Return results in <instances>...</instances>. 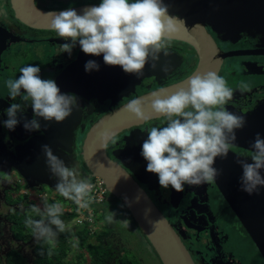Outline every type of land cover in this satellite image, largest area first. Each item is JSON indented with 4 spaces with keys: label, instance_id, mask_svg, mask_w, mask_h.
<instances>
[{
    "label": "flooded vegetation",
    "instance_id": "flooded-vegetation-1",
    "mask_svg": "<svg viewBox=\"0 0 264 264\" xmlns=\"http://www.w3.org/2000/svg\"><path fill=\"white\" fill-rule=\"evenodd\" d=\"M34 2L47 12L99 4L101 0ZM164 3L194 14L211 34L223 54L219 57L220 68L216 73L234 90L233 98L225 108L234 114L243 115L247 123L243 129L236 130L237 138L232 143L227 157L216 159L214 167L220 171V175L212 182L198 186L186 184L182 192H176L171 187H160L158 176L146 171L147 161L141 155L142 144L147 139V129L152 126H164V117L146 119L143 123L116 134L107 143V154L124 166L150 195L180 234L195 264H264L260 249L217 183L222 175L225 182H240L242 167L236 163L237 159H247V162L251 163V144L256 134L259 133L261 138H264V0H164ZM65 42L71 41L59 38L50 26H32L19 17L16 0H0L2 257L12 248L20 249L27 256L23 243L31 238L30 230L24 229L23 236H19L17 232L21 218L27 219L26 215L40 219L32 212L30 199L34 196L41 198L50 192L55 193L57 198L67 200L55 191L57 179L52 176L46 163L42 150L44 145L50 148L53 146V154L64 161L66 166L74 167L79 173L78 179L91 180L94 175L84 162L82 144L92 123L106 112L137 96L186 79L197 71L202 60V54L196 46L175 38L166 41L167 55L161 52L158 60L149 59L143 72L151 70L150 75L127 74L120 66L106 65L102 55H87L90 56L89 60L96 61L99 70L108 71L97 80L77 83L75 89L65 85L58 86L61 93L78 97L79 107L73 108L68 118L59 123L37 118L41 129L27 131L23 127L24 120L26 118L30 121L33 118L32 108L28 106L22 116L18 113L20 122L14 130L4 127L3 121L8 119L5 110L11 103L19 102V98L12 101L9 97L6 81L18 78L20 69L32 64L40 67L42 79H53L57 83L62 71L85 54L78 42L71 55L62 53L60 45ZM242 85H246L243 91ZM76 119L78 124L72 127ZM58 128H62L64 132L71 129L72 135L66 134L67 137L63 138L60 137L62 132L52 133ZM48 133L56 140H63L62 144L49 139L50 145L46 139ZM64 147L69 152L68 156L61 155ZM116 150L121 151V159L115 156ZM30 181L35 184L33 188L38 189L36 194L29 190ZM45 187L51 190L43 192Z\"/></svg>",
    "mask_w": 264,
    "mask_h": 264
},
{
    "label": "clouds",
    "instance_id": "clouds-1",
    "mask_svg": "<svg viewBox=\"0 0 264 264\" xmlns=\"http://www.w3.org/2000/svg\"><path fill=\"white\" fill-rule=\"evenodd\" d=\"M50 17V29L65 42L60 45L61 52L71 55L79 43L86 55L103 56L108 66H120L127 74L142 75L149 59L158 60L159 54L167 55L166 41L172 34L184 28L185 20L171 15L164 0H101L78 14L73 8L42 13ZM155 67V64L152 65ZM99 70L96 61L89 60L85 71ZM166 70V69H165ZM39 66L32 64L22 67L20 75L8 79L6 87L13 102L5 112L8 117L4 127L14 130L30 106L33 118H25L23 127L27 131H39L44 121L63 122L78 108V97L61 93L53 79H42ZM246 85L241 86V91ZM234 90L227 81L215 72L197 74L171 95L165 89L152 94L150 108L157 117H164V126L147 129V139L142 144V157L147 161L146 171L158 176L160 187H171L182 192L184 186H198L212 182L220 171L214 167L218 157L228 155L236 140V130L243 129L247 123L243 115L226 110L225 105L233 98ZM145 101L142 97L130 100L124 111L137 120H145ZM109 133L102 136L103 142ZM46 163L57 179L55 191L80 207H86L85 198L93 185L89 178L78 179V171L66 166L64 161L53 154L48 145L42 148ZM251 163L247 159H237L242 167L240 177L241 191L249 195L264 187V138L257 133L251 144ZM32 211L40 217L25 221L37 240L55 239L65 230L60 218L63 208L60 203H48L43 207L32 206ZM115 213L110 212L111 222ZM127 224V221H123Z\"/></svg>",
    "mask_w": 264,
    "mask_h": 264
},
{
    "label": "water",
    "instance_id": "water-1",
    "mask_svg": "<svg viewBox=\"0 0 264 264\" xmlns=\"http://www.w3.org/2000/svg\"><path fill=\"white\" fill-rule=\"evenodd\" d=\"M93 5L98 6L99 4L79 5L70 8L75 9L78 14H82L85 8ZM16 9L19 17L26 20L32 26H50V17L42 14L50 11L46 12L40 9L34 0H16ZM169 12L171 15H177L184 19L186 23L184 28L172 34L170 38L181 39L192 43L201 52L202 60L197 71L186 79L171 86L149 91L135 97H142L145 101L144 110L146 119L157 117L150 108L152 94L154 92L165 89L171 95L177 89L183 87L194 75L205 74L207 72L216 73L220 68L221 60L219 57L223 56L213 37L205 28L204 24L199 21L197 16L183 11L182 8L178 7L169 6ZM89 58L90 56L84 54L77 61L70 63L57 78V85H65L75 89L76 84L79 82H88L101 78L108 70L85 71V64ZM150 71H144L141 76L150 75ZM128 82L129 80H127ZM129 101L106 112L89 127L82 144L84 162L94 176L103 178L109 192L121 198L124 205L130 211L134 221L155 249L162 264H195L180 234L155 204L150 195L147 194L144 188L124 166L113 160L107 154V143L113 136L126 128L141 124L146 120H137L133 115L124 111V106ZM77 124L78 119L74 121L72 127H76ZM57 132H62L60 137L63 138L67 137L66 134L72 135L71 129L66 132L62 131V128L52 131L54 134ZM105 133H109L110 135L107 141L103 142L105 146H102V136ZM46 136L50 145L51 142L49 139L56 140L49 133ZM60 140H56L57 144H62L63 140ZM52 147L51 149L53 150ZM62 150L64 152L61 155L68 156L69 152L65 147ZM114 154L118 159H121V151L116 150ZM261 174L264 175L263 170ZM217 183L226 200L236 212L242 225L251 235L264 256V187H260L257 193L249 195L240 190V182H225L223 175L218 178ZM30 186L33 187L35 184L30 181Z\"/></svg>",
    "mask_w": 264,
    "mask_h": 264
},
{
    "label": "rangeland",
    "instance_id": "rangeland-1",
    "mask_svg": "<svg viewBox=\"0 0 264 264\" xmlns=\"http://www.w3.org/2000/svg\"><path fill=\"white\" fill-rule=\"evenodd\" d=\"M92 179H95L94 177ZM25 187V185H23ZM29 190L33 191V193H37V188L30 187ZM50 188H44L42 191H50ZM92 195V192L89 193ZM31 197V196H30ZM107 199L104 202L92 200L91 202V209L95 210L93 212V219L88 222V225L91 229L90 235L87 239V243L90 242H97L98 235L101 232H106L104 237L108 242V247H115L118 251V255H123L132 260L133 264H162L158 254L156 253L155 249L148 241L144 233L138 228V225L135 224L134 220L132 219V215L124 206L121 199L118 196L108 192L106 194ZM88 197H86L87 199ZM58 202H56L57 200ZM60 203L63 208L70 207L69 203L71 200H66L65 203L64 199L57 198L55 193L47 192L46 195L38 198L36 196L33 199L29 200V204L32 206L35 204L38 207H43L45 201L48 203ZM33 203V204H31ZM33 212V211H32ZM110 212L115 213V218L109 222L107 219ZM85 216V213L82 212L79 217L82 218ZM67 217L62 219L65 223V230L63 232H59L56 236L59 237L61 233L71 231L73 229H81L86 225V222L83 224L75 225L74 218ZM123 221H127L128 223L125 224ZM91 223V224H90ZM103 237V238H104ZM54 240V239H53ZM37 239L31 233V238L27 239L23 244V249L29 260H32L34 257V248L37 243ZM79 237L72 236L71 238L66 240L67 245V260L75 262V264H89L91 260V255L87 249V246L79 245ZM55 245L56 243L53 242Z\"/></svg>",
    "mask_w": 264,
    "mask_h": 264
},
{
    "label": "trees",
    "instance_id": "trees-1",
    "mask_svg": "<svg viewBox=\"0 0 264 264\" xmlns=\"http://www.w3.org/2000/svg\"><path fill=\"white\" fill-rule=\"evenodd\" d=\"M108 192L109 191H107V193ZM106 199L107 197L100 202H104ZM64 201L65 203H67L66 200ZM52 202L56 203L53 200ZM70 205L73 206L75 209H77L78 205L75 204L73 201L69 203V206ZM91 205H92L91 202H88L85 208L90 209ZM95 211L96 209L93 210L94 213ZM83 212L85 213L86 216L89 215L87 211H83ZM80 214L81 212L79 213L77 211L69 214L68 211L64 210L63 208V214L61 215L60 218L65 219L67 217L77 216ZM26 216L27 219H29L28 215ZM30 218L37 220V216H31ZM27 219H24L23 217L19 222L18 232H17L19 236L24 235V229L30 230V233H32L31 229L27 227L25 223ZM85 222L86 225L83 228L73 229L71 231L61 233L59 237L55 238L54 240L53 239L47 241L38 240L34 248L35 254L32 260H29L28 257L25 256L23 252L20 251V249L12 248L10 251H8V253L5 256L3 257L0 256V264H75V262L67 260L68 249L66 245V240L71 238L72 236L79 237L78 243L80 247L84 245L87 246V249L91 255V260L89 264H133L131 259L123 255H118V251L114 247L109 248L107 246L108 242L104 237L106 232H101L98 235V241L96 243L90 241L87 243V239L90 235L91 229L88 225L89 221L88 222L85 221ZM53 242H55L56 244L54 245Z\"/></svg>",
    "mask_w": 264,
    "mask_h": 264
},
{
    "label": "built area",
    "instance_id": "built-area-1",
    "mask_svg": "<svg viewBox=\"0 0 264 264\" xmlns=\"http://www.w3.org/2000/svg\"><path fill=\"white\" fill-rule=\"evenodd\" d=\"M95 179H91V183L93 185V188L91 190L92 192V195H89L88 198L86 199L85 198V203L87 204L88 202L92 201V200H95V201H103L105 198H106V194H107V191L108 189L106 188L105 186V182L103 180V178L101 177H98V176H93ZM92 177V178H93ZM64 210L68 211V213H74V212H83V211H87L89 213V215H85L84 217L80 218L79 215L77 216H72L75 222V225H78V224H83L85 223V221H91L93 219V210L90 208V209H86L85 207H80V206H77V209H75L73 206L70 205V207H66L64 208ZM91 224V223H90Z\"/></svg>",
    "mask_w": 264,
    "mask_h": 264
}]
</instances>
